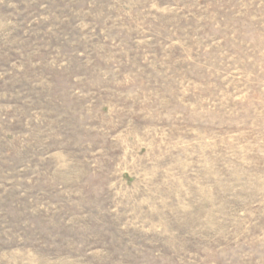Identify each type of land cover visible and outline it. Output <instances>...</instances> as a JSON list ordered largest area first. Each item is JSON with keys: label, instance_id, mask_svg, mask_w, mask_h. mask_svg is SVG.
I'll return each instance as SVG.
<instances>
[{"label": "rangeland", "instance_id": "1", "mask_svg": "<svg viewBox=\"0 0 264 264\" xmlns=\"http://www.w3.org/2000/svg\"><path fill=\"white\" fill-rule=\"evenodd\" d=\"M0 264H264V0H0Z\"/></svg>", "mask_w": 264, "mask_h": 264}]
</instances>
